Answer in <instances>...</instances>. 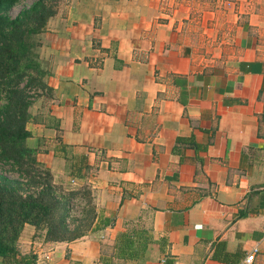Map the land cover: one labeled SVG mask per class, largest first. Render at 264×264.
<instances>
[{"label": "crops", "instance_id": "crops-1", "mask_svg": "<svg viewBox=\"0 0 264 264\" xmlns=\"http://www.w3.org/2000/svg\"><path fill=\"white\" fill-rule=\"evenodd\" d=\"M36 55L24 145L107 224L71 242L24 224L20 255L264 264V0H70ZM125 228L145 231L140 260L116 256Z\"/></svg>", "mask_w": 264, "mask_h": 264}, {"label": "trees", "instance_id": "trees-1", "mask_svg": "<svg viewBox=\"0 0 264 264\" xmlns=\"http://www.w3.org/2000/svg\"><path fill=\"white\" fill-rule=\"evenodd\" d=\"M46 0H36L29 7L6 24L0 18V159L17 166L23 181L0 176V263L34 264L32 255H20L16 241L21 228L28 224L43 233L44 241L71 242L92 232L107 222L95 219L93 206L85 210L83 221L76 226L69 223L70 201L77 195H88L80 190L62 191L52 183L49 172L35 160L34 153L24 145L28 136L25 123L30 103L20 88L22 82L33 84L37 80L31 73L43 74L32 36L41 34L53 11ZM4 3L0 2V9ZM38 47V44L36 45ZM41 85V84H40ZM42 87H44L42 83ZM260 104L259 118L264 124V74L261 76L256 95ZM144 230L125 228L116 237V256L121 259L140 260L147 249L148 241ZM142 234V235H140ZM134 235H140V243L133 242Z\"/></svg>", "mask_w": 264, "mask_h": 264}, {"label": "rangeland", "instance_id": "rangeland-1", "mask_svg": "<svg viewBox=\"0 0 264 264\" xmlns=\"http://www.w3.org/2000/svg\"><path fill=\"white\" fill-rule=\"evenodd\" d=\"M35 1L36 0H0V2L4 3L3 7L0 9V18L2 19V22L6 24L9 20L18 16L20 12H22L24 9L29 7ZM69 1L70 0H46L45 1L46 6L54 12L53 16L49 18L47 22L52 20L56 15L61 14V12L64 11V9L69 5ZM39 39H40V34L36 36H32V42L35 45L32 51L35 53L37 52L36 45L38 44ZM40 68L43 73L41 74V76L36 75L33 72L31 73V76H33L32 78L37 80L35 83L29 85L28 82L26 83V80H24L20 85L21 86L20 88L23 89V94L26 96V100L29 103L35 100L40 92L44 91V87H42V83H43L42 79L45 73L43 72V68L41 66ZM3 98H4L3 93H0V105L3 102ZM0 176L12 180L23 181L22 174L18 171L17 166L3 159H0ZM67 183H68L67 180H60V181H55V183L53 184L58 189H61L64 192L70 190L69 184ZM86 191L88 190L87 189L82 190L80 194H83ZM91 206H92V201H91L90 193L88 195H83V196L77 195L74 199H72V201H70L71 211L69 214L70 227L76 226L78 222L82 224L83 221H85V223L87 224L86 222L87 219L83 220V215L85 210L91 209Z\"/></svg>", "mask_w": 264, "mask_h": 264}, {"label": "built area", "instance_id": "built-area-1", "mask_svg": "<svg viewBox=\"0 0 264 264\" xmlns=\"http://www.w3.org/2000/svg\"><path fill=\"white\" fill-rule=\"evenodd\" d=\"M256 249H252L249 254H247L243 258V263L244 264H249L252 261V257L255 254ZM48 254L44 255L40 260L39 259H34V264H47L48 262Z\"/></svg>", "mask_w": 264, "mask_h": 264}]
</instances>
